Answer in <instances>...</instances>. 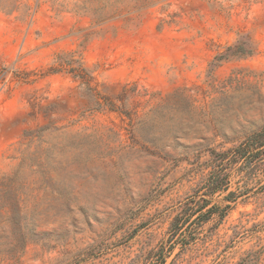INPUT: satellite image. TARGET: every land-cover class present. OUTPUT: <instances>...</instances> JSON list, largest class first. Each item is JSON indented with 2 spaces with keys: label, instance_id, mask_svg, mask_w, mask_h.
Masks as SVG:
<instances>
[{
  "label": "rangeland",
  "instance_id": "1",
  "mask_svg": "<svg viewBox=\"0 0 264 264\" xmlns=\"http://www.w3.org/2000/svg\"><path fill=\"white\" fill-rule=\"evenodd\" d=\"M263 128L264 0H0V264H264Z\"/></svg>",
  "mask_w": 264,
  "mask_h": 264
},
{
  "label": "trees",
  "instance_id": "2",
  "mask_svg": "<svg viewBox=\"0 0 264 264\" xmlns=\"http://www.w3.org/2000/svg\"><path fill=\"white\" fill-rule=\"evenodd\" d=\"M140 5L145 6L151 3V0H138ZM256 151L253 154H259L260 151L264 150V128L251 135L245 142H243L240 146L234 148V152L232 153V157L235 160L239 158H246L249 156L248 151ZM227 153H220V157H226ZM19 180L18 172L13 176H8L6 174L0 175V212L7 213L10 212H18L22 210V199H21V184L20 186L15 184ZM227 183L226 176L219 175L215 181L212 183V192H216L221 189ZM178 222H175L177 225ZM180 224V223H179ZM178 224V225H179Z\"/></svg>",
  "mask_w": 264,
  "mask_h": 264
}]
</instances>
